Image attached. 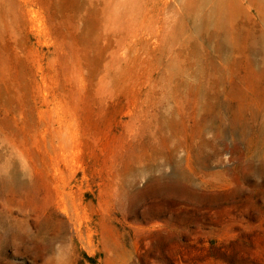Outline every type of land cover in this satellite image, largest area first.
<instances>
[{"label":"rangeland","instance_id":"1","mask_svg":"<svg viewBox=\"0 0 264 264\" xmlns=\"http://www.w3.org/2000/svg\"><path fill=\"white\" fill-rule=\"evenodd\" d=\"M189 2L0 0V264H264V14Z\"/></svg>","mask_w":264,"mask_h":264},{"label":"bare ground","instance_id":"2","mask_svg":"<svg viewBox=\"0 0 264 264\" xmlns=\"http://www.w3.org/2000/svg\"><path fill=\"white\" fill-rule=\"evenodd\" d=\"M251 7L257 13L264 14V0H191L187 6L194 13L193 20L199 30L203 29L201 26L205 27L209 23L215 24L216 28H222L236 17L249 14ZM217 35L218 52L228 58L234 53L247 54L249 58L245 62L252 72L256 74L260 67L264 69V30L257 36L245 34L239 35V38L234 37V30H212L211 37L216 38ZM236 39L237 43L234 44Z\"/></svg>","mask_w":264,"mask_h":264}]
</instances>
